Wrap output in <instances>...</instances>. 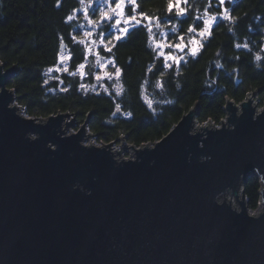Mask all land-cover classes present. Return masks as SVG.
Listing matches in <instances>:
<instances>
[{"label": "water", "instance_id": "obj_1", "mask_svg": "<svg viewBox=\"0 0 264 264\" xmlns=\"http://www.w3.org/2000/svg\"><path fill=\"white\" fill-rule=\"evenodd\" d=\"M19 72L0 64V264H264L258 92L227 99L220 127L199 126L196 104L153 145L98 147L85 145L93 112L76 133L75 114L21 115Z\"/></svg>", "mask_w": 264, "mask_h": 264}, {"label": "trees", "instance_id": "obj_2", "mask_svg": "<svg viewBox=\"0 0 264 264\" xmlns=\"http://www.w3.org/2000/svg\"><path fill=\"white\" fill-rule=\"evenodd\" d=\"M85 1L0 0V64L6 69L18 66L20 72L8 88L15 92L27 117L39 120L71 113L83 124L93 112L89 130L99 142L110 144L126 137L127 143L139 148L167 136L196 104L200 106L198 123L217 126L226 119L227 99L241 104L258 92L259 108H264V0L222 5L219 0H187L181 6L186 19L177 16L173 7L168 11L169 0H136L135 6L128 8L129 14L133 15L135 7L139 17L145 13L155 24L158 18L157 28L167 31L173 43L181 37L188 42L203 30L207 16L221 19L195 57L167 69L144 27L147 19L141 17L142 23L105 54L120 73L108 83L109 92L101 93L84 86L94 84L93 65L84 79L76 75L87 55L77 42L81 22L68 18L74 14L81 17ZM189 27L194 32L190 33ZM63 45L70 51L68 70L48 77L46 72L59 65ZM118 86L123 88L119 94ZM260 189L256 176L245 185L252 212L259 207Z\"/></svg>", "mask_w": 264, "mask_h": 264}, {"label": "rangeland", "instance_id": "obj_3", "mask_svg": "<svg viewBox=\"0 0 264 264\" xmlns=\"http://www.w3.org/2000/svg\"><path fill=\"white\" fill-rule=\"evenodd\" d=\"M228 1H235V0H224L225 2ZM184 3V0H180L179 7L181 8L182 4ZM116 0H110V6L109 4H100L98 6L97 0H86L83 2V12L81 13V17L78 15H73L72 19L74 21L81 22V34L77 39V42L82 44L85 47L86 50V58L87 61L83 65V67H79L78 71L76 72V75H78L81 79H84L87 74L86 70L90 65H93L94 70L96 71L94 74V84L93 85H84L86 88H88L91 92L94 93H101V92H109V82L113 81L116 79L118 76L116 75V66L113 62L112 59L109 57H106L105 54L110 52V49L113 47V45L118 41L115 37L117 35H121L119 32H117L116 29L110 28L108 26V23H101V16L100 13L101 11L106 12L108 16L112 17L111 23H115L116 19H121V24L118 27H125L123 20L127 19L128 17H131L129 14L128 8L131 6L125 0L124 4L122 5L123 13L121 16H117L112 9L115 8ZM96 9L95 13L93 12V9ZM173 8L178 10L177 8V0L174 1ZM92 10V11H91ZM91 11V13H89ZM117 12H120V9L116 10ZM210 16H207L206 19H210ZM211 22L209 32L205 33L203 37L199 35L201 32H197L188 42L185 39H179L176 43H173L171 39L173 37H168V32L164 31V29L160 28L158 29L154 21L151 20V27H152V33H151V40H152V45L154 48L158 50V55L159 57L163 58L165 61V57H169L167 60V64L177 66L179 65L183 60H185L188 57H193L192 55L189 54L190 49L193 47V45L190 43L191 40L197 41L195 44V47L198 49V53L204 43V41L209 37L210 32L214 25L221 19L217 18ZM107 19V18H105ZM136 20L141 21V17L136 15ZM142 23V21H141ZM148 23V20H145V24ZM135 24V21H130L128 25V32L134 29L135 27H132V25ZM137 27V26H136ZM205 27V25H204ZM107 28V30L105 29ZM159 30V32H157ZM127 32V33H128ZM126 33V34H127ZM161 33H167L166 36H161ZM103 34V35H101ZM125 34L121 35L124 36ZM103 41V42H102ZM181 45V48L183 51H181L179 48H176L175 45ZM159 45V47H157ZM162 53V54H161ZM197 53V54H198ZM182 57V59H181ZM70 58V55L68 53H63L60 58H59V65L56 67L52 68L51 71H47L48 77H53L55 74H63L66 73L68 70L67 64L68 60ZM176 60H179V63H176ZM167 69L170 67L165 66ZM18 105V104H17ZM21 115H26L23 108H20ZM77 126V128H72L71 131L72 133H76L80 127ZM71 131H68V134H71ZM94 139H89L85 142V145H94ZM97 144V143H96ZM130 145L129 143H127ZM120 145L116 146L114 149L116 150L117 147ZM124 159H130L131 158V153L127 152L123 154ZM262 210V208L259 209V211ZM259 211L254 212V214H257Z\"/></svg>", "mask_w": 264, "mask_h": 264}, {"label": "snow or ice", "instance_id": "obj_4", "mask_svg": "<svg viewBox=\"0 0 264 264\" xmlns=\"http://www.w3.org/2000/svg\"><path fill=\"white\" fill-rule=\"evenodd\" d=\"M124 2H125V0H116L115 8L112 9V11L117 16H121L122 15V13H123L122 5L124 4ZM127 2L129 4L135 6L136 0H127ZM179 3H180V0H177V8H178L177 16L184 17L186 19V17L184 16L185 10L183 8H180L179 7ZM184 3H187V0H184ZM219 3L222 5L224 3V0H219ZM97 4H98V6L100 4H109V6H110V0H97ZM172 7H173L172 2H171V0H169V4H168V11L169 12H171ZM117 9H120V12H117L116 11ZM95 11H96V9L94 8L93 9V12L95 13ZM132 11H133V15L131 17H128L127 19H124L123 20V23H124L125 27H118L121 24V19H116L115 20V23H111L112 17L108 16V14L106 12H103V11H101V13H100L101 23L103 24V23H106L107 22L108 23V26L110 28L116 29L117 32H119L121 35L126 34L128 32V30H129L128 25H129L130 21H135V24L132 25V27H136V26H139L141 24V21L140 20H136L135 7H133V10ZM140 15H141L142 18L148 20V23L145 24L144 27L147 28V31L149 32L150 39H151V33H152L151 20H152V18L147 17V15L145 13H141ZM105 18H107V19H105ZM68 19L71 20L72 17L69 16ZM197 19H200V17H197ZM215 19H216L215 17H211L210 19H205L204 20L205 27L199 33V35L201 37H203L205 35V33H208L209 32V28H210L211 22L213 20H215ZM156 26L159 27V20H158V18H157V24H156ZM172 31L173 32H176L177 29L176 28H173ZM188 31L191 33V32H194V29L192 27H189ZM101 35H103V34H101ZM121 35H117L115 38L117 40H119L121 38ZM166 35H167V33H161V36H166ZM181 39H183V38L181 37ZM190 43L193 45V47L190 49L189 54L192 55L193 57H195L197 55V53H198V49L195 47V44L197 43V41L191 40ZM157 47H159V45H157ZM175 47L176 48H179L181 51H183V49L181 48V45L177 44V45H175ZM236 47L239 48V47H241V45L237 44ZM244 47H247V44H245ZM168 59H169V57H165V65L164 66L170 67L171 65H168L167 64V60ZM181 59H182V57H181ZM256 59L259 60L260 57L257 56ZM176 63L178 64L179 63V60H176ZM185 63H186V61H185ZM81 67H83V65H81ZM49 71H51V69H49ZM149 71H151V69H149ZM119 73H120V70L117 69L116 75L119 76ZM72 75H75V73H72ZM158 86H162V85H159L158 84ZM122 91H123L122 86H118L117 87L118 94H119V92H122Z\"/></svg>", "mask_w": 264, "mask_h": 264}, {"label": "built area", "instance_id": "obj_5", "mask_svg": "<svg viewBox=\"0 0 264 264\" xmlns=\"http://www.w3.org/2000/svg\"><path fill=\"white\" fill-rule=\"evenodd\" d=\"M215 124V123H214ZM198 125L200 126L201 124H199L198 123ZM203 125V124H202ZM216 125V124H215ZM217 126V125H216ZM221 126V124L219 125V126H217V127H220ZM96 146H98V147H103L104 145H107L106 143H104V142H99L98 140H97V138H94V142H93ZM97 143V144H96ZM104 144V145H103ZM261 207H260V202H259V207H258V209L256 210V211H254V212H257V211H259V209H260ZM252 212V211H251ZM254 212H252V213H254Z\"/></svg>", "mask_w": 264, "mask_h": 264}, {"label": "flooded vegetation", "instance_id": "obj_6", "mask_svg": "<svg viewBox=\"0 0 264 264\" xmlns=\"http://www.w3.org/2000/svg\"><path fill=\"white\" fill-rule=\"evenodd\" d=\"M91 11H92V10H91ZM71 17H72V16H71ZM71 21H74V20L71 19ZM125 35H126V34H125ZM125 35L122 36L120 39H123V38L125 37ZM63 53H68V54H70L69 49H68L65 45H63L62 48H61V55H62Z\"/></svg>", "mask_w": 264, "mask_h": 264}]
</instances>
